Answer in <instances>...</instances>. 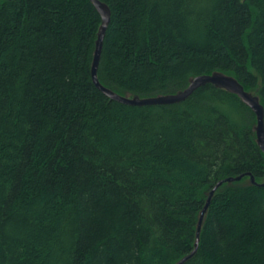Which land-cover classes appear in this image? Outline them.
Returning <instances> with one entry per match:
<instances>
[{
	"label": "trees",
	"instance_id": "obj_1",
	"mask_svg": "<svg viewBox=\"0 0 264 264\" xmlns=\"http://www.w3.org/2000/svg\"><path fill=\"white\" fill-rule=\"evenodd\" d=\"M99 83L140 98L221 72L259 98L264 0H98ZM90 0H0V264H264L256 118L212 85L134 107L90 76Z\"/></svg>",
	"mask_w": 264,
	"mask_h": 264
},
{
	"label": "water",
	"instance_id": "obj_2",
	"mask_svg": "<svg viewBox=\"0 0 264 264\" xmlns=\"http://www.w3.org/2000/svg\"><path fill=\"white\" fill-rule=\"evenodd\" d=\"M90 2L95 7L96 11L99 13L101 18V24L97 33V39L95 41V48L93 51L92 63L90 68V76L92 82L99 91H101L109 99L119 102L121 104L127 106H134V107H146V106H164V105L179 104L187 100L190 97V95L198 88L208 84L212 85L215 88L222 89L230 94L237 96L238 99L241 101V103L252 111V113L255 115L256 118V125L254 127L256 143L259 149L264 154L263 107L259 103V98L249 92H246L243 89V87L239 84V82L232 76H228L221 72H213L209 75L196 76L189 80V83L185 89L177 93L158 95L147 98H140L139 96H129V95L122 96L102 86L97 79V68L100 60L105 31L110 20V11L105 4L99 2L98 0H90ZM244 176L249 177L251 184L257 185L254 178L249 174H246V175H240L236 178H227L222 181H219L217 185L214 187V189L210 192L207 202L198 217V221L196 225L194 249L188 256L182 258L176 264H183L196 252L203 218L207 211L210 198L215 192V190L223 183L240 181Z\"/></svg>",
	"mask_w": 264,
	"mask_h": 264
}]
</instances>
